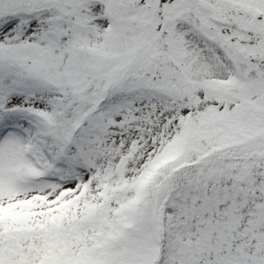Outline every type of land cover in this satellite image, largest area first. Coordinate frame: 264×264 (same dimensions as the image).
Instances as JSON below:
<instances>
[{
	"label": "snow or ice",
	"instance_id": "6c2138e0",
	"mask_svg": "<svg viewBox=\"0 0 264 264\" xmlns=\"http://www.w3.org/2000/svg\"><path fill=\"white\" fill-rule=\"evenodd\" d=\"M0 264H264V0H0Z\"/></svg>",
	"mask_w": 264,
	"mask_h": 264
}]
</instances>
